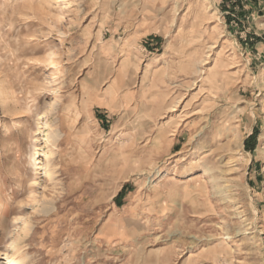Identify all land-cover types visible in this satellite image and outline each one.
<instances>
[{
	"label": "rangeland",
	"instance_id": "obj_1",
	"mask_svg": "<svg viewBox=\"0 0 264 264\" xmlns=\"http://www.w3.org/2000/svg\"><path fill=\"white\" fill-rule=\"evenodd\" d=\"M0 264H264V0H0Z\"/></svg>",
	"mask_w": 264,
	"mask_h": 264
},
{
	"label": "bare ground",
	"instance_id": "obj_2",
	"mask_svg": "<svg viewBox=\"0 0 264 264\" xmlns=\"http://www.w3.org/2000/svg\"><path fill=\"white\" fill-rule=\"evenodd\" d=\"M36 153V152H35ZM34 154V153H33ZM33 158V161L35 162V156L32 157ZM36 165V163H35ZM33 166V165H32ZM37 167V166H35ZM21 239H22V236L21 235H18V238L15 239L12 243V247H14L15 249V253H20V244H21Z\"/></svg>",
	"mask_w": 264,
	"mask_h": 264
}]
</instances>
